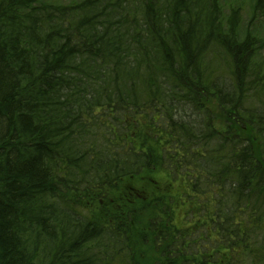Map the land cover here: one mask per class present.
<instances>
[{"label":"trees","instance_id":"16d2710c","mask_svg":"<svg viewBox=\"0 0 264 264\" xmlns=\"http://www.w3.org/2000/svg\"><path fill=\"white\" fill-rule=\"evenodd\" d=\"M241 2L0 0V264H264V0Z\"/></svg>","mask_w":264,"mask_h":264},{"label":"rangeland","instance_id":"374dc122","mask_svg":"<svg viewBox=\"0 0 264 264\" xmlns=\"http://www.w3.org/2000/svg\"><path fill=\"white\" fill-rule=\"evenodd\" d=\"M54 1L66 2L68 0H54ZM227 1H231V5H233L234 7H236V6L238 7L239 3L241 2V0L240 1L239 0H227ZM241 7H242V9L240 10V13H241V18L242 19L239 21V23L241 25V28L244 29V28H247L249 26L248 23H249V18H250V9L248 10V8L245 5L242 6V2H241ZM257 29L259 31H257L256 36L260 37L262 33L260 32L259 24H257ZM261 48L262 49L260 50V52H261V55L263 56L264 45ZM207 104H209L210 109H212V111H213V113H214V115L216 117V111H215L216 109H215L214 101H212V100L207 101ZM251 133H253V135H254L253 131H251ZM151 169L152 170L143 171L145 173V175L142 172L138 176H135V178H134V180L132 182L133 186L141 185L145 189H146V187L150 188V187H152V181L154 182V179L161 180L163 178V176L161 174L162 172L159 173V172H156L155 170H153V168H151ZM129 185H130V182H129L128 186ZM181 214H182V212H181ZM181 214L180 213L176 214L175 220L177 221V223H180L181 220H182V215Z\"/></svg>","mask_w":264,"mask_h":264}]
</instances>
